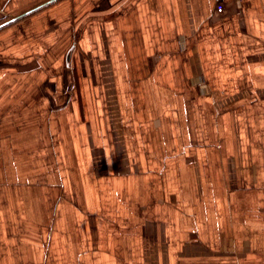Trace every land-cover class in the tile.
I'll return each instance as SVG.
<instances>
[{
    "label": "crops",
    "instance_id": "crops-1",
    "mask_svg": "<svg viewBox=\"0 0 264 264\" xmlns=\"http://www.w3.org/2000/svg\"><path fill=\"white\" fill-rule=\"evenodd\" d=\"M0 264H264V0H0Z\"/></svg>",
    "mask_w": 264,
    "mask_h": 264
}]
</instances>
